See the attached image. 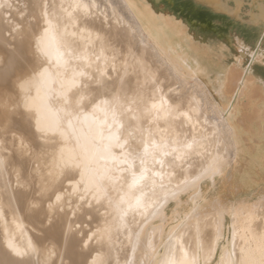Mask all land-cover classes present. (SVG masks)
<instances>
[{"label": "bare ground", "instance_id": "1", "mask_svg": "<svg viewBox=\"0 0 264 264\" xmlns=\"http://www.w3.org/2000/svg\"><path fill=\"white\" fill-rule=\"evenodd\" d=\"M113 1L0 0V264H264V210L238 198H264V25L229 62L209 23ZM187 79L225 111L214 145Z\"/></svg>", "mask_w": 264, "mask_h": 264}, {"label": "rangeland", "instance_id": "2", "mask_svg": "<svg viewBox=\"0 0 264 264\" xmlns=\"http://www.w3.org/2000/svg\"><path fill=\"white\" fill-rule=\"evenodd\" d=\"M241 1H243V9L248 10V7H249L248 1L249 0H241ZM116 2L118 3V0H115L114 3H116ZM163 3L171 11V13L174 16H176L177 18L181 19L185 25H189L190 23L194 24V20H196L198 22L203 21V22L209 23V25L211 26V29H209V31L213 35H215V38H216V41L214 42L211 38V35H209L210 36L209 41L212 45V48L214 50L216 48V46H219L222 43V45L224 46L223 50H225V54H226V59H225L226 61L232 62V58L230 57V51L232 50L231 49L232 44L234 43V36H238L240 39H242L244 41L243 43L245 45H247L251 50L254 49L256 46V39L258 37V32H259L258 25L237 22L230 15H228L226 13H222V12H213V11H211V9L208 6L196 3L194 0H173V2H169V0H163ZM119 4L120 3H118V5ZM121 6L122 5L120 4L119 9H122ZM121 11L123 13L124 10L122 9ZM243 14H244V10H243ZM123 15L127 18V15L125 12L123 13ZM242 20L248 21V18L245 17ZM213 27H216V28L213 29ZM217 32H220V33H217ZM244 51H246V49H244ZM258 53H259V55H261V59L259 61L255 62V65H254V68H252V71L256 75L264 77V59H262V57H264V47H262V50L261 51L259 50ZM248 55L250 56V52L248 53ZM184 81H186V82H184ZM184 81H182V84H181V82L180 83L178 82V84L177 83L176 84L178 86L184 87L187 91L190 90L189 92H192V93L194 92L195 95L201 99L202 110L204 112L206 111L204 113L205 114L204 116L206 117V121L205 122L200 121L199 123L195 122L194 127H196L197 130L202 131V133L204 134L205 139L208 141V143H210V144L212 143L211 145H214L213 142L217 138L218 134L219 133L223 134L226 130V127L222 123L223 117L225 115V111L224 110L219 111V112L216 111L217 110L216 103L213 102L210 95L205 90H202V88L198 87V85H196V83L193 82L192 79H187ZM186 83H188L189 85H187ZM176 84L173 85V88L178 87ZM195 86H196V88H195ZM189 87H190V89H189ZM197 87L200 89H198ZM194 88H195V91L192 90ZM196 92H197V94H196ZM204 92H206L207 94H205ZM199 93H202V94H199ZM204 95L206 98L204 97ZM201 97H203V98H201ZM207 99H208V101H206ZM209 100H211V101H209ZM211 103H212V105H211ZM213 103H215V104H213ZM212 106H215V107H212ZM209 107H211V108H209ZM214 111H216L217 113H215ZM211 113H213V114L211 115ZM218 116H219V119H218ZM212 118H214V119L216 118V119L214 120ZM196 124L199 125V127ZM207 128H209V129H207ZM217 131H218V133H217ZM205 133H209V134H205ZM215 145L220 146L221 143H219V144L216 143ZM223 177L226 178V175H224ZM223 177H222V179H223ZM9 178H11V179H9V181L10 180L12 181V182L10 181V183L12 185H14V182L12 180L13 179L12 175H10ZM225 181H226V179H225ZM222 183H225V182L222 181ZM261 195H262V198H261ZM238 198H241L242 200L246 201L248 204L252 205L254 207L255 211L256 210L259 211V212L256 211L257 213L261 214L264 212L263 211L264 207L261 208L263 206L262 204L264 202L263 194L258 193V191L256 192V190H254V188H248L247 190L239 193ZM256 206L259 208L256 209L257 208ZM260 209H261V212H260Z\"/></svg>", "mask_w": 264, "mask_h": 264}, {"label": "snow or ice", "instance_id": "3", "mask_svg": "<svg viewBox=\"0 0 264 264\" xmlns=\"http://www.w3.org/2000/svg\"><path fill=\"white\" fill-rule=\"evenodd\" d=\"M241 13H242V9H240V8L232 9L229 12V14L237 22L264 25V5L261 6V12H260L259 17L253 15L252 12L248 13V15L251 17V19L249 21H243L241 18ZM261 33L264 34V31H262ZM261 46L264 47V40L261 41ZM240 49H241V51H243V45L242 44L240 45ZM262 59H264V57H262ZM148 154H149V150H148V148H145L144 155L139 157V162H140V165L142 167L147 163L146 157L148 156ZM152 161H153V163H156V164H161V165L163 164V160L156 159L155 155L152 156ZM132 163H135L134 159L132 160ZM141 178H143V173H141Z\"/></svg>", "mask_w": 264, "mask_h": 264}]
</instances>
